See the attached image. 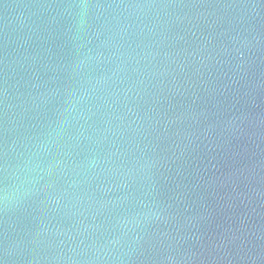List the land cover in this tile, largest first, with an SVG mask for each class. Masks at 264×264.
<instances>
[{
  "label": "water",
  "instance_id": "obj_1",
  "mask_svg": "<svg viewBox=\"0 0 264 264\" xmlns=\"http://www.w3.org/2000/svg\"><path fill=\"white\" fill-rule=\"evenodd\" d=\"M0 264H264V0H0Z\"/></svg>",
  "mask_w": 264,
  "mask_h": 264
}]
</instances>
